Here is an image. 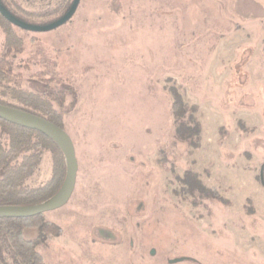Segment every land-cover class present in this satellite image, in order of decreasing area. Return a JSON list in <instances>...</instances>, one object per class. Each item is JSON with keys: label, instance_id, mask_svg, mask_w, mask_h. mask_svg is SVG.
<instances>
[{"label": "rangeland", "instance_id": "374dc122", "mask_svg": "<svg viewBox=\"0 0 264 264\" xmlns=\"http://www.w3.org/2000/svg\"><path fill=\"white\" fill-rule=\"evenodd\" d=\"M72 2L5 0L36 25ZM3 55L0 97L49 101L75 148L71 197L39 218L58 232L24 229L43 264H264V0H80L43 32L0 15ZM32 143L27 188L60 151ZM12 241L0 233V264H16Z\"/></svg>", "mask_w": 264, "mask_h": 264}, {"label": "trees", "instance_id": "16d2710c", "mask_svg": "<svg viewBox=\"0 0 264 264\" xmlns=\"http://www.w3.org/2000/svg\"><path fill=\"white\" fill-rule=\"evenodd\" d=\"M0 3L14 15V13L7 7L5 0H0ZM8 33L7 42L12 41L13 39L10 32ZM11 71L12 64L8 62L3 55L0 57V89L5 87L3 82L10 80L9 77L12 76ZM17 91L20 94H26L27 96L24 99L23 96L20 97V95H16L17 101L20 105L9 104L1 97L0 104L16 107L24 111L37 114L56 125L61 126L58 118L55 116V113L51 111L49 101L43 99L39 95H33L25 92L22 93L20 90ZM175 96L177 98L172 106L173 113L175 120H180L183 116V111L181 109L182 102L179 95L175 94ZM178 126V135L184 139L188 138L192 140L191 135H195L198 132L197 126H193V128L188 126L186 128L189 133H183L181 131L183 128L182 126L187 125L182 121L178 122ZM1 135H6V140L3 142L0 138V206L34 205L52 198L61 188L66 176L62 152H57V159L54 160L53 172L50 180L35 188H27L23 185V183L31 174L34 166L37 164L38 156L34 154L25 155L21 162L17 159L21 153L29 151L33 147L31 139L34 136L50 141L55 146L56 144L38 131L27 129L6 122L2 119H0V137ZM41 215L29 218L0 219V233L6 239L9 237L13 240L12 247L15 248L13 256L16 264H43L41 256L35 250L36 241L24 237V229L28 226V224L38 226L40 231L43 233L56 234L58 232L59 229H57L54 225L39 222Z\"/></svg>", "mask_w": 264, "mask_h": 264}, {"label": "water", "instance_id": "95a60500", "mask_svg": "<svg viewBox=\"0 0 264 264\" xmlns=\"http://www.w3.org/2000/svg\"><path fill=\"white\" fill-rule=\"evenodd\" d=\"M79 1L80 0H73L69 9L61 17L45 25H36L25 22L11 14L1 3L0 15L11 24L24 30L36 32L49 31L63 25L69 20L75 13ZM0 119L27 129L38 131L52 140L62 152L67 164L64 182L59 191L52 198L34 205L0 206V219L29 218L58 209L65 205L75 188L78 169L74 144L69 134L63 128L46 118L3 104H0ZM177 261L178 259H173L170 260V263H175Z\"/></svg>", "mask_w": 264, "mask_h": 264}]
</instances>
